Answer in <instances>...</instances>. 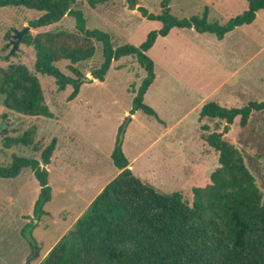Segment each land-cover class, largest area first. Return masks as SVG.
Instances as JSON below:
<instances>
[{
	"label": "rangeland",
	"instance_id": "374dc122",
	"mask_svg": "<svg viewBox=\"0 0 264 264\" xmlns=\"http://www.w3.org/2000/svg\"><path fill=\"white\" fill-rule=\"evenodd\" d=\"M160 2L135 0L137 8L133 9L128 0L97 2L94 7L88 0H77L75 8L83 11L87 28L107 32L114 46L126 43L138 46L149 32L163 25L160 20L143 17L138 7L159 14ZM206 7L208 21L224 23L242 14L248 4L246 0H172L170 13L178 18L199 16ZM41 14L25 6L0 7V68L25 64L37 76L52 113L51 117H45L9 111L0 95V163L8 164L12 155L40 160V152L32 147H4L3 129L7 128L9 136H15L36 127L38 148L54 137L57 141L46 165L52 189L51 200L44 207L48 215L32 231L38 245V250L34 249L28 257L32 264L73 226L76 216L85 211L98 190L118 174L111 159L116 142L122 145L136 176L161 193L181 192L191 203L193 188L208 184L211 172L218 166V154L208 146L204 136L215 130L216 124L218 131L225 124L216 119L199 121L203 104L215 101L230 108L242 107L251 100L264 101V9L257 12L252 23L236 27L222 39L193 28H172L168 35L157 37L147 52L154 63L155 80L145 93L144 102L157 112L161 122L141 110L130 114L133 97L147 75L133 55L114 60L104 81L84 82L72 100H68L71 85L59 90L53 77L34 71L32 47L20 43L6 57L11 45L7 47L10 39L6 40L5 34L22 30ZM29 30L33 34L75 31V20L65 16L57 23ZM94 43L93 57L79 64L86 77L103 62L102 45ZM67 63L62 60L56 65L71 75ZM234 70L235 75L230 76ZM243 74L251 77L249 80L246 75V88L225 96L229 85L238 84ZM2 113L7 114L6 120L2 119ZM204 123L209 125V131L201 129ZM225 136L240 150L264 200L263 112H253L245 127L235 118ZM38 193L39 183L30 168L22 169L14 178L0 177V264H20L25 255V246L29 244L20 230L30 221Z\"/></svg>",
	"mask_w": 264,
	"mask_h": 264
},
{
	"label": "trees",
	"instance_id": "16d2710c",
	"mask_svg": "<svg viewBox=\"0 0 264 264\" xmlns=\"http://www.w3.org/2000/svg\"><path fill=\"white\" fill-rule=\"evenodd\" d=\"M106 1L88 0V3L94 7L97 2ZM171 1L161 0L159 14L138 7L143 17L163 24L159 30L149 32L138 46L129 43L114 46L107 32L87 28L83 11L75 8L77 0H0V7L25 6L42 12L28 22L29 29L49 26L65 16L74 18L75 31L33 34L29 30L20 41L35 51V72L53 77L59 90L68 85L73 87L68 100L78 95L84 82L104 81L114 60L135 56L147 75L133 97L130 114L141 110L161 122L157 112L144 102V95L155 80L154 63L147 52L157 37L168 35L172 28H193L198 33L209 32L222 39L236 27L252 23L257 12L264 9V0H246L248 7L242 14L220 23L207 20V7L203 15L178 18L170 13ZM4 37L10 39L11 33L7 32ZM95 41L102 45L103 62L86 77L79 64L93 57ZM62 60L68 62L66 67L71 75L56 65ZM0 95L9 111L27 116H52L37 76L25 64L0 68ZM255 111L264 114V101L251 100L242 107L230 108L215 101L203 104L199 121L216 119L225 124L221 131L218 124L212 131L209 125H201L203 131H209L204 140L217 152L218 166L211 172L208 184L193 188L191 203L181 192L161 193L136 176L122 145L116 142L111 159L120 172L38 264H264L263 193L240 150L225 136L235 118L245 127ZM1 117L6 120L7 114L2 113ZM7 133V128L2 130L4 147L21 145L40 152V160L34 156L12 155L8 164L0 163L1 178H14L22 169L30 168L39 183L30 221L20 230L31 251L38 250L32 231L48 215L44 207L51 200L52 189L46 165L57 141L54 137L46 146L36 147L34 126L15 136Z\"/></svg>",
	"mask_w": 264,
	"mask_h": 264
},
{
	"label": "crops",
	"instance_id": "0c3cea01",
	"mask_svg": "<svg viewBox=\"0 0 264 264\" xmlns=\"http://www.w3.org/2000/svg\"><path fill=\"white\" fill-rule=\"evenodd\" d=\"M264 47V46H263ZM263 48L261 47L258 51H260V50H262ZM257 51V52H258ZM237 70H234L233 72H232V74L230 75V76H234L235 75V72H236ZM246 75H248V78H249V80H251V77H250V74H243L242 76H241V79L239 78V80H238V84H236L235 86L234 85H229V87H228V89L226 90V93L224 94L225 96H232L233 95V92H235L236 90H243V89H245L246 88V86H247V84H246ZM221 85V84H220ZM224 85H222V86H220V87H223ZM224 99V98H223ZM199 103H201V101H199L197 104H199ZM133 116V115H132ZM131 116V117H132ZM129 167H130V164H129ZM118 170V169H117ZM120 172V170H118V173ZM115 177V176H114ZM113 177V178H114ZM108 183V182H107ZM102 188L103 187H101L99 190H98V193L102 190ZM97 193V194H98ZM97 194H95V196L97 195ZM95 196H93V198L90 200V202L94 199V197ZM90 202L87 204V206L90 204ZM86 206V207H87ZM83 211H81L80 213H82ZM80 216V214H78L77 216H76V219L78 218ZM66 233V232H65ZM60 238H58L46 251H45V253L43 254V256L41 257V259H43V257L48 253V251L51 249V247L59 240ZM25 255H23L22 257H21V260H20V264H32V263H30V260H28V257L33 253V251H31V249H30V247L28 246V245H26L25 246ZM40 259V260H41ZM39 260V261H40ZM38 261V262H39ZM38 262L37 263H33V264H38Z\"/></svg>",
	"mask_w": 264,
	"mask_h": 264
},
{
	"label": "water",
	"instance_id": "95a60500",
	"mask_svg": "<svg viewBox=\"0 0 264 264\" xmlns=\"http://www.w3.org/2000/svg\"><path fill=\"white\" fill-rule=\"evenodd\" d=\"M131 3V6L133 9H136V3L135 0H129ZM29 31V27L25 26L22 30H14L13 34L10 37V41L7 44V47H9L11 45V49L8 53V55L6 57H8L9 55H12L16 49L19 47L20 41L22 39V37L27 34V32ZM131 116V115H130ZM122 138V134H120V139Z\"/></svg>",
	"mask_w": 264,
	"mask_h": 264
}]
</instances>
